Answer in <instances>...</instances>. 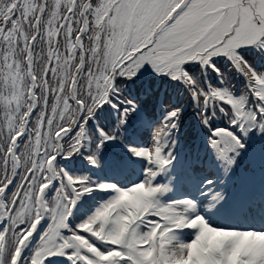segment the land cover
Segmentation results:
<instances>
[{
  "label": "rangeland",
  "instance_id": "rangeland-1",
  "mask_svg": "<svg viewBox=\"0 0 264 264\" xmlns=\"http://www.w3.org/2000/svg\"><path fill=\"white\" fill-rule=\"evenodd\" d=\"M66 1L68 0H48L51 10L49 19L50 24L58 18L60 15L61 6L64 5ZM27 2L29 4L28 7H30L31 10L36 6L38 9L39 3L37 0L36 2L35 0H27ZM247 2L250 3V6L251 2L256 5V9H258L256 11L258 13L256 14V18L260 16L258 19V24L254 23L253 21L251 22L246 16L240 15L238 18H235L234 12L226 14L225 18L219 22L220 18L217 17L218 14H215V8H222V6L231 8L234 0L231 1V3H225V5L223 0H94L91 17L93 33L96 34L95 38L92 32H85V29H87V22H91V17L88 14H84L83 20L80 22L81 24L83 22L81 29L78 31L80 36H77L76 39L74 37L75 34L73 39H71L68 34V38L60 37V40L64 38L65 43H61L59 40V43H61L60 50L58 46L59 56L57 57V60L55 59L53 62L54 68L51 72V77L55 82L51 84L49 88V90L52 92V102L50 105L51 109L49 111V117L45 121L46 131H43L44 134L42 141H40L41 149H44V145H47L49 148L47 151L53 150L58 144L59 147L71 145L72 142L68 141L69 143H66V140L62 142V137L66 135V133H69L70 135L73 134L71 131L76 128L77 122L82 121L83 109L87 104L84 101H81L78 94L81 88H79L76 83L78 67H82L83 64V57L79 58L78 50H84L85 44L89 42L90 37H92V39L94 38L95 41L91 42V44L85 50L86 53L89 52L85 58V62L87 65L92 66L93 69L91 71V75L90 73H85L83 75V79H86L83 94L90 96L91 101H88L90 104V109L93 106L95 108L91 110V114L97 115V117H99L96 125L99 124L100 119L103 120L101 118V115L103 114V108L107 109L105 107H108L109 111L107 112L110 113L111 116L116 115V109L113 108V106H111V104L107 101V98L112 100V97H110L111 94L108 97L107 90V87L111 81V78L108 76V72L111 70L112 72H121V74L131 78L136 76L138 79H146L149 74L153 77H159L161 71L169 70L166 75L172 79L176 75L179 76L178 73L180 71V65L182 62H184V60L188 61L190 65H195L196 63L201 64V62L204 64V60L197 56L200 53L207 52V55H204L206 56L205 60L207 63L203 66V69L208 66L211 57L214 59L215 66L221 72H223V69L219 64L216 63L217 58L220 59L221 64L223 59H225V64L226 62L231 63L229 65V71L235 74L233 76L235 78H233L232 81L229 79H224L226 84L223 87V92L219 90L217 91V94L221 96L220 100L222 103H231L230 105H232L231 109H233V111L230 110V108L228 109L225 107L223 113H226V115L229 117L232 116L233 120L231 121L229 119V123H231L227 128L224 126L226 129H222L221 126V131L223 133L219 134L218 136L214 134L215 137L213 135L212 137L209 135L208 139L209 153H211V150H213L211 158L213 161H219L220 146H226L227 148H221V158L226 161V165L221 168L220 165H217L214 168V171L217 175V177L213 178L215 181L214 185L211 187V189L209 188L203 191L201 197L202 199L200 197L197 198V196L180 197L182 194L180 188L184 194L192 193L190 190L191 186H188V184L186 185V182L189 183V181H191L192 183L196 184V181H199V179L203 177L202 175H204L203 171L199 169L197 170V168H195L196 166H191L189 170L193 175H195L194 179L185 177L184 173L181 174V171L184 169L186 174H188L186 166L193 161L194 157L191 155V159H185L182 162L179 161V158L176 160V162H173L170 164V166H168V170L170 169V179L167 184H162L157 188H154L153 186V191L164 188L167 189L170 194L172 193L171 197L160 206L161 208H165L166 211L156 214L161 215V219L158 217L153 218V220L156 222L154 226H160L158 230L159 234H157L155 239L156 246H154L155 248H159L157 251L158 254H156L159 264H183L185 257L190 255L191 252L189 251V253L185 255L184 252H187V249L185 248L186 250H184V252L182 251L179 253V256L183 255L178 260L179 262L175 261L174 250H178V248H180L179 246H181L182 242L184 241L185 245L188 243L185 247L191 246L194 231L193 229H189L186 233H183V235L172 238V233L170 234V223L166 221L169 217V213L177 214L175 222L178 225L190 224L198 218L204 219L207 222V227L209 230L220 233V243H222L227 238V236L223 233V230L264 236V217L258 218V215L262 210H260L258 213L257 211L254 213H246V200L248 201L250 198H252V196L262 197L261 190L259 188L257 189L256 185L253 186V190L247 188L245 183L246 174L244 172L242 174L240 171L236 170L235 176L237 178H232V166L226 158V153H228L230 154L229 158L232 163H235L237 158H240L242 163H244L243 149L246 148L249 141L251 142L252 146L254 143H256V141L257 143L261 142L259 141L260 139L263 142V135L261 134L264 132V13L260 12L259 8L261 4H264V0H247ZM247 2L246 6L249 7ZM83 5L84 8L87 9L88 2L83 3ZM76 11L77 13L79 12V10ZM74 24H76V21L68 19L66 24L67 27L65 28V34L68 32L69 28L74 30L77 29L72 27ZM260 42H262V50L260 49L261 53L258 51L257 55H255L253 52L251 55H248V51L251 52L253 49L259 50L258 43ZM71 43H75L78 47V50H75L74 45L70 46ZM240 52H242V54ZM238 53L240 54L237 55ZM11 55L12 54L9 52L4 54L2 57V71L0 69L2 73L0 80H2L3 84L1 86H4V95L3 97H0V142L2 144V148L5 149L6 146L4 148V143L8 144L11 139L9 146H7L5 149V151L8 152H3V156L7 158V162L13 169L14 165L18 163V160L15 157V149L13 148V145L15 140L23 131L22 120L28 113L33 114L34 110V112H37L36 114L39 118L35 121L39 124L40 119H42L41 114L48 90L46 89L45 81L43 80L45 64L40 63L36 66L33 64L34 71L32 72V69H30V71L26 70V73L25 70L22 69L23 65L25 66V58H21V60H18V62L17 60H14L13 56ZM64 59L67 61L66 65L72 63V60H76V62H74L76 66L74 64V67L71 69L69 66H63ZM259 60H261V64L260 67L257 68L258 63L256 62ZM26 67L29 70L28 66ZM72 69L73 75L70 73ZM254 75L256 78L258 76L257 79H259L261 87L256 85L255 89L250 90L248 89L249 81L250 79L255 81ZM239 80L242 81L241 86L238 85ZM254 81L253 83H255ZM65 88V100H62V97L64 98ZM67 95L70 96V98L67 97ZM236 97H238L237 99L240 98L238 102L235 100ZM69 99L71 101H69ZM96 100L98 101L96 102ZM57 103L61 104L57 107ZM134 111L136 110L134 109ZM55 113L57 114L56 117ZM93 115L90 116L91 121H95ZM171 117V113L166 115L165 121ZM139 123L141 124V129L149 128V124L145 120L139 119ZM67 126L70 128V130H66ZM81 128L82 125L80 126L79 133L77 134L78 141H83L84 139L81 136ZM173 129L174 128L172 127L161 141L156 142V145L152 146L151 151L153 150V152L150 154L151 162L157 150L162 149L163 143L168 138H171V132ZM252 132L254 136L250 138V134ZM34 133L35 134L31 145L32 147L30 150L28 149L26 151L30 155H33L34 152L36 153L35 147H37V145L40 146L39 136L37 142L36 129H34ZM132 138L134 140L133 142H136L137 138L135 136ZM110 144L117 150L125 151L121 150V148L114 145L112 142H110ZM236 144H238V146H236ZM146 152V149L142 147L138 153H133V157L130 159L125 157L124 164L117 175L118 178L123 175V173H125V171H127L130 166L138 167V164L142 165L145 156L144 154ZM104 153L107 154V156H111V154L107 153L106 150H104ZM209 153L208 156L202 160V168H208L207 162L209 159ZM167 154L168 153L166 152L165 156ZM40 155L41 154L38 153V156ZM44 155H42L41 158V163L42 159L45 162L44 182L39 187L37 196L38 210L41 214L42 206L45 202V196L48 190L52 188V182L54 181L53 179L58 178L63 184L61 177L57 176L53 171V169L58 167L56 160L60 158V154L57 152L47 157ZM252 157L255 161L259 162L261 154L258 155L254 152ZM112 161L115 166L120 168V165L122 164L121 157L114 156ZM170 161L171 159H168V162ZM37 164L38 163H35V158L33 160L31 159L28 164V169H32L34 172H36V175L39 174ZM247 166V171L250 170V175L255 177L256 170H253L249 164ZM154 173L155 171L153 174ZM225 177L227 184L231 185L230 187H225L223 192H220V194H217L219 191L217 186L223 179H225ZM261 179L262 184H264L263 177H261ZM239 180L244 182L245 199L241 202L242 209H240V215L243 216V219L240 218L241 216H238L237 219L234 220L236 224H233L230 221L231 223L229 225L227 222L213 218V216H207V212L210 210L212 205V199L222 195L219 197L220 199L225 198L223 201L228 200L233 194L237 192V182ZM119 181L122 182L123 180L119 178ZM232 182L235 184H232ZM94 184L95 185L92 189L83 188L81 190H75L72 187V184H67V187L69 188L72 195L78 196L79 194H83L84 196L86 195L89 198H92L94 197L93 192H100L104 190L103 188L101 189V187L104 186L103 184H100L98 181H94ZM134 185L140 186L145 191L150 190L148 189L149 182L145 183L144 187L142 186L140 180L129 187L130 194H132L131 196H133L137 191ZM184 185L187 188H185ZM177 186L179 188L178 190ZM61 187L62 186L60 185L55 190V193L59 194L55 195L53 199L55 201V206L51 214V219H54V215H56V218L53 220V222L51 221V230L46 241L44 255L48 256L62 254L64 248H74L75 246L73 244L77 245L78 247H82L83 241L78 238L86 241L81 235L87 237L89 236L88 233H91L92 230L91 226H88L85 229H80L78 227L75 230L80 234L79 235L76 233L78 238L72 237L71 234L70 236L65 235L63 229L66 225V219L68 218L67 215L72 212L74 215V213L80 210V203L75 199H66L61 192ZM30 188L32 189V187ZM30 188L28 190H30ZM184 189L188 190L184 191ZM26 195L25 201L27 202L28 200V205L30 204V200L28 198L29 193ZM262 198L264 199V197ZM262 198H258V201H263ZM116 202L117 201L115 198V201L111 202L110 205L117 206ZM145 202L149 203L148 200L144 201V203ZM156 204L157 199L152 200L147 207L145 206L138 208L137 206H131L130 209L134 215L136 214V217L143 219L146 213L149 211L154 212L153 214L156 212L159 213L156 209ZM0 205H3V208L6 211L7 207L5 206L4 199L2 197H0ZM218 208L219 206L216 207V209ZM226 209L227 205L222 209L224 214L228 212ZM104 214L102 213L99 216L103 228L97 235H100L105 228L103 219ZM248 216L250 217L251 222L249 221ZM42 217L41 215L40 217L35 216L31 226L25 230H22L23 233L21 236L23 240L21 239V242H24L25 238L27 237L25 247L30 245V241L34 239V235L36 233L35 229L42 224ZM124 218L125 216H122L121 224ZM259 220L263 222L261 225L258 223ZM117 223L118 219L117 221L113 222L112 225H108L107 228L115 226L114 230H117ZM225 226L229 227L223 228ZM114 230H111L110 232L107 231L105 233L106 236L110 235L111 239L113 240H115ZM200 232L202 233V231ZM145 233L146 234H143L142 237L143 240H136V243L139 244L140 241H147L150 239L151 234L148 236L147 231H145ZM136 238L138 239L137 236ZM251 238L254 240L253 236H251ZM153 241L154 240H152L151 243ZM132 242L133 238L129 237V241L126 245L127 253L125 251L119 252L125 256L128 254L133 259L134 264H155L148 259V257L154 253L152 247H149L147 252L144 250L141 251L139 247H136L135 242H133L135 245L130 244ZM176 245H178V248H176ZM101 246L107 247V244ZM1 247L2 245L0 242V252ZM53 248H56V250L52 251ZM76 253L74 252V255L71 258H66L63 255H60L59 257L63 260L70 261L73 258H77ZM229 253L231 254V252ZM16 255L18 258L20 254L18 255L16 252ZM119 258L120 259L118 260L114 259L117 260L115 264H120L118 261H123L124 259L123 257ZM98 259L95 260L97 263ZM192 260L196 263V259L194 257H192ZM254 264H264V255H260L255 258Z\"/></svg>",
  "mask_w": 264,
  "mask_h": 264
},
{
  "label": "bare ground",
  "instance_id": "bare-ground-1",
  "mask_svg": "<svg viewBox=\"0 0 264 264\" xmlns=\"http://www.w3.org/2000/svg\"><path fill=\"white\" fill-rule=\"evenodd\" d=\"M160 155H156V164L161 167L163 161L158 162ZM169 178L164 179V183L168 182ZM224 183H221L219 187H224ZM107 189V188H106ZM137 191L133 196L129 197L124 205L137 206L138 208L147 207L152 201L151 196L155 191L147 190L144 191L140 186L135 188ZM165 194V190L162 189L159 193ZM243 195V188L239 187L238 192L233 196L237 199ZM159 199V197H158ZM148 200L149 203L145 202ZM238 201V200H237ZM240 202V201H238ZM164 203V196L157 201L156 209L157 211H166L165 208L160 206ZM223 207V206H222ZM239 206H233L232 215L230 219H234L239 212ZM219 217H221L219 213ZM177 214L169 213V217L166 221L170 223L172 229V238L175 236L183 235L188 229H193L194 239L191 246L190 255L185 257L183 264H254L255 258L260 255H264V236H257L251 233H238L236 231H224L223 233L227 238L220 243V233L209 230L207 227V222L202 218H198L191 222L190 224H177L175 219ZM116 215L114 216L111 211H108L105 215V225L108 226L113 221L115 222ZM202 231V233H200ZM254 237V240L251 238ZM99 242L109 241L105 236L96 237ZM231 252V254L229 253ZM192 257L196 259V263L193 262ZM244 262V263H243Z\"/></svg>",
  "mask_w": 264,
  "mask_h": 264
},
{
  "label": "trees",
  "instance_id": "trees-1",
  "mask_svg": "<svg viewBox=\"0 0 264 264\" xmlns=\"http://www.w3.org/2000/svg\"><path fill=\"white\" fill-rule=\"evenodd\" d=\"M16 0H0V30L3 25V21L7 18L5 28L3 30V33L0 34V69L2 71V65H3V60L2 57L6 52H9L12 54L14 60H21L22 56L26 55L27 52V46L28 42L31 39L33 35V22L35 20L36 14H37V6L34 7L32 10L27 2V0H20L18 5L16 6V14L12 17H8L11 12L13 11V6L15 4ZM38 3L40 0H37ZM85 0H77L76 1V7L82 6ZM36 2V0H35ZM70 1H66L64 5L61 6L60 10V15L54 22L50 24V6L48 3V0H46L47 4V9L45 14H43L42 17V24L39 26V36L38 38L33 42L31 53L32 56L35 58V66L38 64H46L47 57L49 55V52L52 47V42L54 35L56 33V30L59 26V24L62 21L63 16L65 13L69 10L70 8ZM78 10V9H77ZM77 11L75 12V19L77 18ZM17 15V16H16ZM71 16L68 17L70 19ZM67 19V21H68ZM66 21V22H67ZM66 25V23H65ZM64 25V26H65ZM64 28V27H63ZM65 30V29H64ZM63 30V33H64ZM62 37H65V34H62ZM61 43L64 42V38L60 40ZM61 43H59V50ZM90 44L87 45V47ZM58 55V52L55 56ZM56 59V57H55ZM19 62V61H18ZM76 62V60H74ZM45 67V66H44ZM73 67V66H72ZM71 67V68H72ZM54 68V65H52V70ZM22 69H24L22 67ZM1 71H0V78H1ZM52 72V71H51ZM51 72L49 74V84L53 83L52 77H51ZM81 85V91L84 90L85 84H86V79H83L80 81ZM2 84V80H0V86ZM4 95V86L0 87V97H3ZM82 95V93H81ZM154 95L155 92L151 91L150 93H146V97L142 99V106L144 107H149L151 110L153 101H154ZM84 96V95H83ZM85 98V97H84ZM86 99V98H85ZM87 100V99H86ZM88 101V100H87ZM0 110H1V103H0ZM6 143H4V146ZM28 143L25 142L22 147L20 148V154L24 153V150L27 148ZM2 171V170H1ZM5 177L1 179L0 181H4ZM17 210V209H16ZM15 210V212H16ZM14 212V213H15ZM11 250V249H10Z\"/></svg>",
  "mask_w": 264,
  "mask_h": 264
},
{
  "label": "flooded vegetation",
  "instance_id": "flooded-vegetation-1",
  "mask_svg": "<svg viewBox=\"0 0 264 264\" xmlns=\"http://www.w3.org/2000/svg\"><path fill=\"white\" fill-rule=\"evenodd\" d=\"M231 1V0H230ZM235 3L233 5V8L230 10L231 12H234L235 13V16L236 15H247L249 17V20H251V17H250V12H249V7L246 6V2L247 0H234Z\"/></svg>",
  "mask_w": 264,
  "mask_h": 264
}]
</instances>
